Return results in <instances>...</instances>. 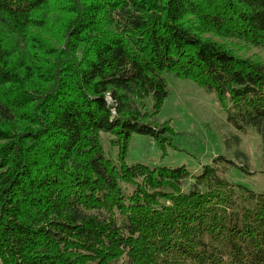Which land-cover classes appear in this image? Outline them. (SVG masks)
<instances>
[{
  "label": "trees",
  "instance_id": "obj_1",
  "mask_svg": "<svg viewBox=\"0 0 264 264\" xmlns=\"http://www.w3.org/2000/svg\"><path fill=\"white\" fill-rule=\"evenodd\" d=\"M232 43L264 51V0H0V264H264V193L230 161L124 155L170 146L171 78L264 144V62Z\"/></svg>",
  "mask_w": 264,
  "mask_h": 264
},
{
  "label": "rangeland",
  "instance_id": "obj_2",
  "mask_svg": "<svg viewBox=\"0 0 264 264\" xmlns=\"http://www.w3.org/2000/svg\"><path fill=\"white\" fill-rule=\"evenodd\" d=\"M232 47L240 57L264 62V51L237 43ZM157 120L171 129L170 146L161 148L148 136L133 135L124 153L127 164L185 167L199 174L203 166L220 156L232 163L223 170L227 181L264 193V144L260 136L252 130L240 132L228 124L214 94L190 81L171 78L169 97ZM103 146L113 158L121 154V145L110 137H103Z\"/></svg>",
  "mask_w": 264,
  "mask_h": 264
}]
</instances>
